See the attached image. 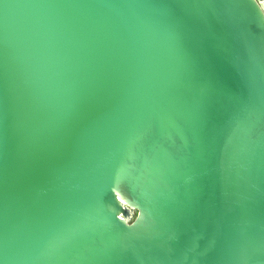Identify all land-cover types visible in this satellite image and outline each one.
Here are the masks:
<instances>
[{"label": "water", "instance_id": "water-1", "mask_svg": "<svg viewBox=\"0 0 264 264\" xmlns=\"http://www.w3.org/2000/svg\"><path fill=\"white\" fill-rule=\"evenodd\" d=\"M263 4L0 0V264H264Z\"/></svg>", "mask_w": 264, "mask_h": 264}, {"label": "clouds", "instance_id": "clouds-1", "mask_svg": "<svg viewBox=\"0 0 264 264\" xmlns=\"http://www.w3.org/2000/svg\"><path fill=\"white\" fill-rule=\"evenodd\" d=\"M135 224V223H134ZM134 224H132V225H126V226H128V227H132V226H134Z\"/></svg>", "mask_w": 264, "mask_h": 264}, {"label": "bare ground", "instance_id": "bare-ground-1", "mask_svg": "<svg viewBox=\"0 0 264 264\" xmlns=\"http://www.w3.org/2000/svg\"><path fill=\"white\" fill-rule=\"evenodd\" d=\"M262 6H263V9H264V4Z\"/></svg>", "mask_w": 264, "mask_h": 264}]
</instances>
